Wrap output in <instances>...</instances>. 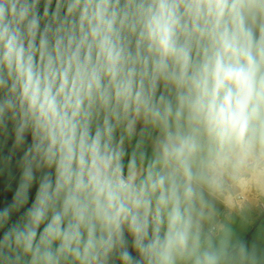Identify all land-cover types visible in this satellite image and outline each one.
Masks as SVG:
<instances>
[{"label":"clouds","instance_id":"1","mask_svg":"<svg viewBox=\"0 0 264 264\" xmlns=\"http://www.w3.org/2000/svg\"><path fill=\"white\" fill-rule=\"evenodd\" d=\"M0 264H264V0H0Z\"/></svg>","mask_w":264,"mask_h":264},{"label":"rangeland","instance_id":"2","mask_svg":"<svg viewBox=\"0 0 264 264\" xmlns=\"http://www.w3.org/2000/svg\"><path fill=\"white\" fill-rule=\"evenodd\" d=\"M237 227L240 228L241 230H246L249 227V225L247 223H239Z\"/></svg>","mask_w":264,"mask_h":264}]
</instances>
